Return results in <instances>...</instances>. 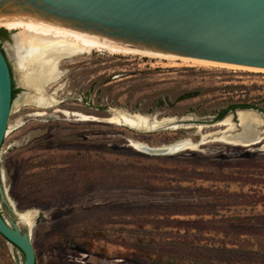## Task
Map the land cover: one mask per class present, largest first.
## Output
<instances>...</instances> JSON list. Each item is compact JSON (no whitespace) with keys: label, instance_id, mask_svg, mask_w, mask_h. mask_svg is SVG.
<instances>
[{"label":"rangeland","instance_id":"374dc122","mask_svg":"<svg viewBox=\"0 0 264 264\" xmlns=\"http://www.w3.org/2000/svg\"><path fill=\"white\" fill-rule=\"evenodd\" d=\"M0 29L17 90L0 187L15 212L36 213L35 264H264V122L247 147L211 141L151 156L131 146L198 143L229 116L238 133V110L217 116L248 104L263 118L264 73L91 51L61 60L38 93L18 54L28 33ZM187 92L198 95L179 101ZM38 94L54 104L34 103ZM115 112L175 122L137 131L111 122ZM0 213L19 224L1 196ZM0 264H23L1 235Z\"/></svg>","mask_w":264,"mask_h":264},{"label":"water","instance_id":"95a60500","mask_svg":"<svg viewBox=\"0 0 264 264\" xmlns=\"http://www.w3.org/2000/svg\"><path fill=\"white\" fill-rule=\"evenodd\" d=\"M28 18L87 33L104 50L264 73V0H0L1 27ZM11 105L12 76L0 49V152ZM237 130L234 134H247L244 124L238 123ZM261 137L256 132L250 143ZM182 148L141 152L166 156ZM0 196L18 221L1 187ZM0 235L23 254V264H35L27 227L0 213Z\"/></svg>","mask_w":264,"mask_h":264},{"label":"bare ground","instance_id":"6f19581e","mask_svg":"<svg viewBox=\"0 0 264 264\" xmlns=\"http://www.w3.org/2000/svg\"><path fill=\"white\" fill-rule=\"evenodd\" d=\"M25 21L26 22L17 21L12 24L5 25L4 27L8 30L24 29L28 33L27 39L18 43V54H20L21 57H24V60L27 63L25 67H29L31 69L30 75H28L29 77L27 78V84L38 91V93L42 92L44 83L51 82L56 79L58 74V64L63 59L88 54L91 51H107L111 54L120 55L125 54L116 50H104L93 44L94 40L89 34L69 27L46 22L38 18H28L25 19ZM125 55L132 56L139 54L132 53ZM182 61L192 64L189 59H183ZM32 101L43 107L54 104V101L50 98H45L43 94H38L32 99ZM66 115H69V113H66ZM76 116L84 120L88 119L86 116ZM236 118L238 123L245 125L246 135H244V133L234 134L236 132L235 126L232 124L231 117L229 116L216 124V127H223L224 130L219 129L220 131L202 135V139L198 143H193L192 141H189L190 139H186L161 147H149L143 143L132 141L131 146L140 152L150 148L174 150L180 147H184L180 150L184 151L186 149L195 150L200 145L211 141L245 147L258 144L262 141L263 138L261 137L257 141H254L253 139L254 142L250 143V139H252L256 132H258L257 129L262 126L263 122L261 117L258 116L256 112L238 110ZM111 122L127 125L137 131H149L154 130L162 124H173L175 120L165 118L162 121H157L155 118L152 119L148 116L137 113L127 114L115 112L113 118H111ZM237 126L238 125H236V127ZM198 130L199 132H202L203 126L198 127ZM35 217L36 213L34 211L18 214L20 226L27 227L30 232L34 226Z\"/></svg>","mask_w":264,"mask_h":264},{"label":"trees","instance_id":"16d2710c","mask_svg":"<svg viewBox=\"0 0 264 264\" xmlns=\"http://www.w3.org/2000/svg\"><path fill=\"white\" fill-rule=\"evenodd\" d=\"M6 31L3 30V29H0V35H6ZM17 93V90H15L13 87H12V100L14 98V96L16 95ZM197 92H187V93H184L183 95H181L178 99L179 101H182V100H185V99H191V98H195L197 97ZM236 110H254V111H258L260 112L257 108H255V106L253 105H248V104H243V105H233V106H230L228 108H226L225 110H223L218 116H217V119L220 120L222 118H224L229 112H232V111H236ZM264 116V114H263Z\"/></svg>","mask_w":264,"mask_h":264},{"label":"flooded vegetation","instance_id":"af4514ba","mask_svg":"<svg viewBox=\"0 0 264 264\" xmlns=\"http://www.w3.org/2000/svg\"><path fill=\"white\" fill-rule=\"evenodd\" d=\"M0 49H1V51L3 52V54H4V56H5V53H4V51L2 50V47L0 46ZM5 58H6V56H5ZM7 60V59H6ZM9 66V65H8Z\"/></svg>","mask_w":264,"mask_h":264}]
</instances>
